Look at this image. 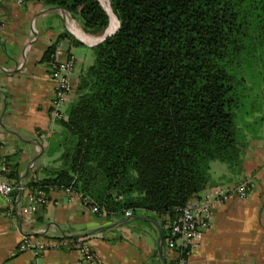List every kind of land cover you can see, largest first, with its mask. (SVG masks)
I'll return each instance as SVG.
<instances>
[{
	"label": "trees",
	"instance_id": "obj_1",
	"mask_svg": "<svg viewBox=\"0 0 264 264\" xmlns=\"http://www.w3.org/2000/svg\"><path fill=\"white\" fill-rule=\"evenodd\" d=\"M26 1L67 10L90 34L111 21L100 0ZM109 2L119 28L80 74L60 120L58 164L28 186L71 187L108 215L173 218L210 186L214 162L232 177L241 171L264 123V0Z\"/></svg>",
	"mask_w": 264,
	"mask_h": 264
},
{
	"label": "crops",
	"instance_id": "obj_2",
	"mask_svg": "<svg viewBox=\"0 0 264 264\" xmlns=\"http://www.w3.org/2000/svg\"><path fill=\"white\" fill-rule=\"evenodd\" d=\"M0 26V158L28 185L46 177L62 151V119L52 117L55 81L45 53L57 44L61 59L75 58L67 111L80 74L93 63V47L103 36L85 32L67 10L39 1L0 0ZM80 33L98 40L88 42ZM242 158V169L233 177L225 163L211 166L210 186H235L245 179L252 186L246 198L233 195L216 207L190 264H264V123L249 139ZM12 197L7 202L0 195V264H90L79 248L84 242L99 264H169L175 257L164 239L167 215L147 210L136 216L126 211L97 214L80 195L55 188L29 220L21 212L25 194ZM25 235L56 246L38 256L31 250L16 252Z\"/></svg>",
	"mask_w": 264,
	"mask_h": 264
},
{
	"label": "built area",
	"instance_id": "obj_3",
	"mask_svg": "<svg viewBox=\"0 0 264 264\" xmlns=\"http://www.w3.org/2000/svg\"><path fill=\"white\" fill-rule=\"evenodd\" d=\"M18 2L21 4L24 0H18ZM59 54L60 48L57 46L49 60L50 74L55 81L54 96L51 103V113L55 119H63L66 116L64 106L70 101L73 90L71 73L75 68V58L73 56L61 59ZM7 164L5 158L0 159V195L7 202H11L14 193L19 192L20 194H25L27 201L22 206L21 212L27 219L31 220L38 208L48 202L49 192L55 188L51 187L49 191H46L40 187H29L20 179H12L6 173ZM251 186L252 182L248 179L240 180L235 186H227L224 184L209 186L200 194L193 197L184 207L176 209L175 217H167L164 221V227L168 231L166 245L175 252V257L170 264H190L192 251L199 245L205 231L211 226L216 207L233 195L246 198ZM59 189H62L68 194L80 195L83 204L93 212L99 214L107 213L94 200L83 196L73 188L61 186ZM1 212L2 207L0 206ZM126 215L131 216L132 212L127 210ZM49 246L56 245L42 240L34 241L30 236L25 235L17 247L16 252L31 250L35 256H38ZM79 248L85 262H89L90 264L100 263V260L94 256L87 243H82ZM72 264H81V262Z\"/></svg>",
	"mask_w": 264,
	"mask_h": 264
},
{
	"label": "bare ground",
	"instance_id": "obj_4",
	"mask_svg": "<svg viewBox=\"0 0 264 264\" xmlns=\"http://www.w3.org/2000/svg\"><path fill=\"white\" fill-rule=\"evenodd\" d=\"M101 2H102V4L105 6V8L108 10V12H109V14H110L111 23L109 24L110 27H109L107 33H108V34H111V33H113V32L117 29V28H116V26H117V18H116L115 14H114L113 11H112V8H111V6H110L109 0H101ZM107 33H106V34H107ZM80 34H81V36H82L83 38H85L86 40H88V42H93V41L98 40V38L90 37V35H86V34H84V33H80Z\"/></svg>",
	"mask_w": 264,
	"mask_h": 264
},
{
	"label": "rangeland",
	"instance_id": "obj_5",
	"mask_svg": "<svg viewBox=\"0 0 264 264\" xmlns=\"http://www.w3.org/2000/svg\"><path fill=\"white\" fill-rule=\"evenodd\" d=\"M110 3V2H109ZM117 17V16H116ZM110 23H111V21H110ZM109 23V24H110ZM109 27H110V25H108V27L104 30V32L102 33V34H99V36H103L105 33H107L108 32V29H109ZM118 27V21H117V26H116V28ZM108 34V33H107ZM262 87V89H257L258 90V92L262 95V93H264V84H262V85H260V88ZM259 94V95H260ZM260 99H261V97H260ZM252 106H253V104H250L249 103V105H247V106H245L244 108H245V110H251L252 109ZM257 114V117H259V119L260 118H262L263 116H264V111L263 112H258V113H256ZM255 119H256V117H255Z\"/></svg>",
	"mask_w": 264,
	"mask_h": 264
},
{
	"label": "water",
	"instance_id": "obj_6",
	"mask_svg": "<svg viewBox=\"0 0 264 264\" xmlns=\"http://www.w3.org/2000/svg\"><path fill=\"white\" fill-rule=\"evenodd\" d=\"M101 1V0H100ZM102 3V2H101ZM104 6V5H103ZM105 7V6H104ZM106 9V8H105ZM107 10V9H106ZM108 11V10H107ZM119 20H118V27H117V29L113 32V33H111V34H104L103 35V37H102V39H101V41H103L105 38H107L108 36H111V35H113V34H115V32L118 30V28H119Z\"/></svg>",
	"mask_w": 264,
	"mask_h": 264
}]
</instances>
